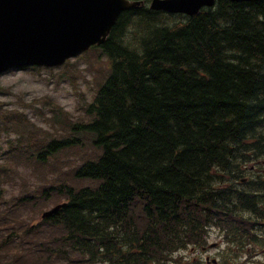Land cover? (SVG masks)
Masks as SVG:
<instances>
[{"label":"trees","instance_id":"1","mask_svg":"<svg viewBox=\"0 0 264 264\" xmlns=\"http://www.w3.org/2000/svg\"><path fill=\"white\" fill-rule=\"evenodd\" d=\"M179 18L125 11L106 42L83 54L89 63L108 60L86 122L58 111L59 137L23 118L10 123L20 134L15 163L54 173L69 151L78 162L69 176L59 171L60 183L25 187L11 199L9 210L66 203L33 234L12 228L0 237V264H165L204 244L209 225L233 231L236 206L253 208L233 179L252 154L264 158V0H217ZM20 181L0 167V200L4 183ZM17 214L0 221L16 224ZM32 246L39 253L24 258L32 253L20 251Z\"/></svg>","mask_w":264,"mask_h":264},{"label":"water","instance_id":"2","mask_svg":"<svg viewBox=\"0 0 264 264\" xmlns=\"http://www.w3.org/2000/svg\"><path fill=\"white\" fill-rule=\"evenodd\" d=\"M213 3L153 0L151 9L194 15ZM137 6L139 2L127 0H0V73L12 67L60 65L102 44L119 15Z\"/></svg>","mask_w":264,"mask_h":264},{"label":"rangeland","instance_id":"3","mask_svg":"<svg viewBox=\"0 0 264 264\" xmlns=\"http://www.w3.org/2000/svg\"><path fill=\"white\" fill-rule=\"evenodd\" d=\"M130 32H128L127 36ZM126 43H130L129 37H124ZM135 47L136 44L132 42ZM101 61L89 63L82 57L71 59L68 65L62 68L48 69L42 67L28 68L25 71H11L0 79L1 92L0 102L7 104L8 108H16L18 97L29 102L32 105H40V110L33 108V112L25 110L28 116L45 131L54 129L48 125L44 116H48L49 109H57L60 115L74 117L77 120H85V107L92 100L98 84L103 78V73L108 69V60L100 57ZM15 135H12V139ZM6 139V140H5ZM8 139V140H7ZM10 138L4 136L0 140V158L1 151L6 150V141ZM88 150L93 155L94 149L87 143ZM7 195L16 190L13 186H6ZM61 201V199H58ZM4 206V205H1ZM40 215H31L26 212H20L18 216L23 218L25 224H37L40 221ZM222 231L212 229L209 232L208 244L218 243L217 250L209 249L211 259L217 260L216 264H264V247L254 244L250 246L232 245L229 247L222 238ZM36 247H26L20 251L21 255H27L36 251ZM177 256L182 257L183 262L189 261L190 264H212L205 261L203 253L200 251L192 252L187 249L180 252ZM176 256V257H177ZM178 260V258L176 259ZM168 264H181L177 261ZM64 264H79L65 262ZM100 264V263H96Z\"/></svg>","mask_w":264,"mask_h":264}]
</instances>
